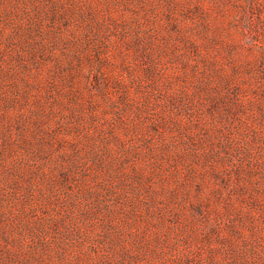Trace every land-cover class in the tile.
<instances>
[{
    "label": "rangeland",
    "instance_id": "374dc122",
    "mask_svg": "<svg viewBox=\"0 0 264 264\" xmlns=\"http://www.w3.org/2000/svg\"><path fill=\"white\" fill-rule=\"evenodd\" d=\"M1 159L0 264H264V0H0Z\"/></svg>",
    "mask_w": 264,
    "mask_h": 264
},
{
    "label": "trees",
    "instance_id": "16d2710c",
    "mask_svg": "<svg viewBox=\"0 0 264 264\" xmlns=\"http://www.w3.org/2000/svg\"><path fill=\"white\" fill-rule=\"evenodd\" d=\"M1 136H2V134H1ZM32 138L34 139V140H38V139H36V136L33 134L32 135ZM38 138H39V136H38ZM17 142L19 143V142H22V138L21 139H17ZM19 146H20V143H19ZM0 162H3L2 161V159L0 160ZM16 172H19V170H16ZM61 178H62V180H66V178H67V174L66 173H63L62 174V176H61ZM9 183H11V182H9ZM12 185H13V183H11ZM12 188V187H11Z\"/></svg>",
    "mask_w": 264,
    "mask_h": 264
}]
</instances>
